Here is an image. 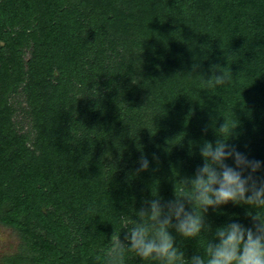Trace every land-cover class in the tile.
I'll use <instances>...</instances> for the list:
<instances>
[{"label":"trees","instance_id":"1","mask_svg":"<svg viewBox=\"0 0 264 264\" xmlns=\"http://www.w3.org/2000/svg\"><path fill=\"white\" fill-rule=\"evenodd\" d=\"M213 69L230 84L210 85ZM224 119L264 178V0H0V225L20 239L3 259L104 264L142 201L190 192ZM255 211L230 202L205 214L211 231L170 232L186 259L204 256Z\"/></svg>","mask_w":264,"mask_h":264},{"label":"clouds","instance_id":"2","mask_svg":"<svg viewBox=\"0 0 264 264\" xmlns=\"http://www.w3.org/2000/svg\"><path fill=\"white\" fill-rule=\"evenodd\" d=\"M217 71L213 69L211 78L206 79L208 83L212 86L230 84L228 73L219 71L221 74L217 75ZM236 128L229 131L224 119L216 130L215 143L205 140L200 146L202 166L197 167L194 176L181 181L190 192H182L168 201L159 197L142 201L137 211L141 219L131 227L125 222L123 241L121 231L113 232L104 264H125L128 252L142 261L153 260L159 264H264V212L248 214L250 227L238 222L218 227L205 246V255L197 253L190 259H186L185 253L176 246V237L170 232L175 229L179 236L192 239L205 229L211 231L205 214L210 208L216 210L230 202L264 209V178L255 177L262 162L248 159L228 143L230 138L237 136ZM203 131L207 133L208 127ZM218 133H225L228 139ZM229 159L234 161V167L226 163ZM137 164L138 173L150 167V161L143 154Z\"/></svg>","mask_w":264,"mask_h":264},{"label":"rangeland","instance_id":"3","mask_svg":"<svg viewBox=\"0 0 264 264\" xmlns=\"http://www.w3.org/2000/svg\"><path fill=\"white\" fill-rule=\"evenodd\" d=\"M20 244V239L16 232L9 227L0 225V264H7L4 256H11L16 253L18 246Z\"/></svg>","mask_w":264,"mask_h":264}]
</instances>
